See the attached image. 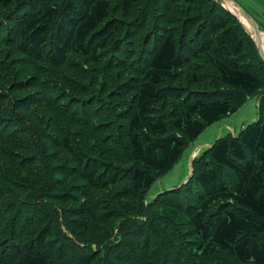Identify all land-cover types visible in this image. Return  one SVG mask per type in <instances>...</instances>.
Wrapping results in <instances>:
<instances>
[{"label":"trees","instance_id":"1","mask_svg":"<svg viewBox=\"0 0 264 264\" xmlns=\"http://www.w3.org/2000/svg\"><path fill=\"white\" fill-rule=\"evenodd\" d=\"M13 1L0 0V6L10 7ZM120 1L123 10L129 11L133 0ZM112 6V0H71L64 8H60L56 3L41 1L34 5L32 2L29 10L24 9L11 18L14 24L20 26L19 39H16L15 43L21 52L56 66L62 65L68 53L73 50L100 61L99 54L106 50L109 39L116 30V27L111 29L113 25H108L109 31L103 34V25L109 18ZM222 13L223 7L214 5L211 18L207 16L208 20L202 24L201 19L192 21L187 24V28L190 32L193 24H199L198 37L192 40L199 48V52L195 54L206 55L223 85L245 93L236 102L233 93L228 94L226 89H212L203 91L201 96L194 100L186 97L184 106L181 105L177 111L168 115L170 118L160 113L156 103L167 100L172 94L182 96L180 88L168 84V81L180 78L182 67L185 65L175 32L166 30L160 42L153 48L147 67L142 70V81L139 80L136 85L129 82L124 84L127 89L131 87L129 90H135L132 107L125 116L127 151L123 156H116L108 149L111 142H119L113 137V133L119 128H114L112 121L100 120L97 123L99 132L95 133L97 132V136L102 135L99 141H102L105 148L107 146L109 154L104 151V155L102 153L98 159L92 161L84 155L76 154L70 134L60 131L59 138L51 137L39 126L42 133L39 134L40 139L34 142L30 139V132L26 127H17L16 123L10 122L12 115H4L11 110L15 114L13 109L14 106L18 107V103L32 105L31 102L39 101L38 97H34L36 94L23 93L31 84L28 80H22L25 77L19 75L10 85L7 84L8 87L0 84V101H6L7 105L5 111L0 110V179L11 183L16 189L35 190L40 187V192L45 197L61 203L68 200H75L76 203L84 198L82 206L73 209L68 215L71 225L77 228L88 230L89 222L97 217V212L105 218L118 215V208L125 207L133 193L146 190L155 182L154 171L163 174L173 167L187 141L196 139L209 124L237 111L249 95L260 94L264 90V78L246 63L247 59L254 58L253 52L247 49V41L240 30L231 27ZM49 39H53L51 45ZM11 41L13 42V39ZM117 54L122 56L127 53L121 46ZM111 65L112 63L109 66ZM119 66L123 67L122 64ZM193 77L196 82L202 81L195 75ZM4 90L16 93L17 97L7 95L2 98ZM13 100L17 101V105ZM86 126L91 127L90 122ZM41 141L48 142V148L43 152H46L52 163L57 160L55 149L59 141L76 160L74 167H70L69 163L53 166V179L48 185L46 182L51 168L49 171L45 166H38L40 163L36 146ZM88 149L91 152L94 150L95 155L101 153V150L92 144ZM107 155L120 163H104ZM90 161L95 167L86 169ZM201 164L200 168V165L195 166L194 173L192 172L184 183H189L190 189L199 191L201 199V204L190 217L196 241L186 244L188 253L198 258H211L217 253H225L233 257L236 263L264 264V94L259 98L258 118L246 123L239 134L229 133L218 137L205 152ZM101 166H106L107 171H101ZM69 176L86 180L89 188L108 191L112 190L119 180L125 179L128 184L117 188L113 193L119 205L107 201L95 204L87 198L89 191H78V196L71 195L70 192L62 194L59 191ZM0 189L14 193L8 186H0ZM1 192L0 234L12 227L11 236L20 240L19 245L11 240L12 237L7 239L6 242H9L11 248L13 244L16 245L14 253L12 252L13 257L7 264L74 263V258L68 250L69 246L54 233V216L39 209V212L33 215L34 218L30 219L29 212L36 201L28 202L22 198L23 202H20L12 197L5 198ZM15 194L18 195V192ZM218 200L226 203L220 205L219 210L209 217L211 206ZM27 204L30 206L25 208ZM185 210V203L178 195L171 192L168 197H164L157 214L155 213V223L150 222L146 230L142 225L141 229L132 231L129 233L130 240L121 248L111 250L115 262L112 264H128L139 256L141 259H148L155 244L151 235L147 234L150 233L153 237L163 235L166 230L158 225L160 219L166 225L173 224L177 221L176 218L184 215ZM3 220L7 221L5 230ZM40 223L45 225L34 229L31 243L23 244V236L29 226ZM144 237L140 247L138 242ZM167 243L171 244L169 240L164 242L165 245ZM176 259L172 260L173 264Z\"/></svg>","mask_w":264,"mask_h":264},{"label":"rangeland","instance_id":"2","mask_svg":"<svg viewBox=\"0 0 264 264\" xmlns=\"http://www.w3.org/2000/svg\"><path fill=\"white\" fill-rule=\"evenodd\" d=\"M41 1L56 3L60 8H64L71 0H14L10 7L0 6V84L8 87V83L10 85L12 80L22 75L25 78L21 79L28 80L31 84V87L23 93L36 94L34 97L39 99L35 103L31 102L32 105L18 103V107L12 108L15 114L11 110L10 114L6 112L8 114L4 115H12L10 122L16 123L17 127H26L25 129L30 132V139L34 142L40 139L39 134L42 133L39 126H42L45 129L44 132L49 133L46 135L51 137L59 138L61 132L70 134L76 154L84 155L93 161L98 159L102 153L104 155V151H107V146L105 148L102 141H99L102 135L97 136V132L95 133L99 130L97 123L100 120H106L107 122L112 121L115 124L114 128H119L113 133V137L119 142H111L108 144V149L116 156H123L128 148L125 116L128 115L132 107L135 91L129 90L131 87L127 89L124 84L129 82L131 85H136L139 80L142 81V70L147 67L153 48L160 42L166 30L175 32L185 65L182 67L180 78L168 81V84L180 88L182 96L172 94L167 100L156 103L160 113L170 118L168 115L177 111L181 105L184 106L186 97H189V100H194L201 96L200 93L202 94L203 91L212 89H226L228 94L233 93L236 102L245 93L223 85L206 55L195 54L199 52V48L194 45L192 40L196 36L198 37L199 29L197 27L199 24H193L190 32L187 28V24L192 21L201 19L200 24H202L208 20L207 16L211 18L214 5L217 4L223 7L224 13L222 14L228 19L229 25L240 30L244 40L247 41V49L253 52L254 58L246 60L247 66L264 78V58L257 48V42L264 46V27L253 16L256 28L261 30L254 29L256 42L248 30L250 25L247 17L238 10V15L234 14L226 0H205V2L200 0H133L129 11L123 10L120 0H112L113 6L106 24L103 25L105 27L103 34L109 31L111 25H113L111 29L116 27V30L110 37L106 50L99 54L100 61L73 50L68 53L65 62L60 66L49 64L21 52L15 43L16 39H19L20 26L12 22V16L14 17L24 9L29 10L32 2L37 5ZM247 11L249 10L247 9ZM250 14L252 15L251 12ZM52 40L49 39L50 45ZM121 46L125 48L126 55L119 56L117 54V50ZM117 60L122 62L118 63ZM110 62L111 66H109ZM120 64L123 67H120ZM193 75L202 81L196 82ZM260 94H264V90ZM7 95L17 97L16 93L6 90L1 96L6 98ZM20 96L22 95L20 94ZM20 96L18 95L19 98ZM257 97L259 98L257 93L249 95L246 101L239 105L237 111L209 124L196 139L187 141L179 159L169 171L163 174L154 171L155 182L148 189L133 193V197L128 200L127 205L118 208V215L105 218L97 212V217L90 220L88 230L83 227L77 228L71 225L68 220L71 211L82 206L84 198L76 203L75 200L61 203L56 199L50 200L45 197L40 192V187H36L35 190L29 188L21 190L0 179V186H8L14 190V193L11 194L0 189L1 195H5V198L18 199L20 202H23V199L28 202L36 201L29 212L30 219L34 218L33 215L37 211L39 212V209L45 214L54 216V233L69 246L68 250L74 258L73 264H112L115 262L111 250L121 248L127 240H130L129 233L132 231L141 229L142 225L146 230L150 222L155 223L153 222L157 217L155 213L157 214L162 200L172 192L185 203L184 215L176 218L177 221L169 225L160 219L158 225L165 227L166 233L155 237L150 233L147 234V236L151 235L155 244L150 257L141 259L139 256L128 264H173L172 260L176 258L175 264H242L234 262V258L225 253H217L211 258L206 256L198 258L188 253L186 244L196 241L190 217L201 204V199L198 195L199 191L190 189L189 183L184 185V182L187 181L191 171L194 173L195 166L198 167L202 163L205 152L218 137L229 134L230 127L236 129L238 133L246 123L258 118L257 101L259 99L256 101ZM16 102L13 100L15 105H17ZM6 107V101H0V110L5 111ZM88 118H91L90 121ZM88 122L91 127L86 126ZM120 132H123V136ZM205 142H208V145H201ZM47 144L48 142L45 141L39 142L36 151L40 163L38 166L42 168L45 166L49 171L51 168L49 179L46 182L48 185L53 179V166L69 163L70 167H74L76 160L59 141L55 149L57 160L52 163L46 152H43V150H47ZM90 144L98 147L101 153L95 155L94 150L91 152L88 149ZM92 161L88 163L86 169L95 167ZM105 161L104 163H120L119 160L108 155ZM100 169L107 171L106 166H101ZM126 184L128 181L125 179L119 180L115 187L108 191L94 187L89 188L86 180L69 176L59 191L62 194L70 192L71 195L76 196L81 191H89L87 198H90V202L97 204L100 201H107L117 206L119 203L117 199H114L113 193L117 188H123V185ZM15 192H18V195ZM224 203L226 201L215 202L211 206L208 216H212ZM27 205L24 207L30 206V204ZM44 225L45 223L30 225L23 236L22 243L29 245L34 229ZM6 226L7 221L3 220V230L7 229ZM11 229L12 227L9 228V231L0 234V264H7V261L13 257L12 252L16 245L13 244V248H11L9 242H6L8 238L12 237L11 240L20 245L19 238L11 236L13 235ZM143 240L145 237L138 242L140 247ZM168 240L171 244L165 245L164 242ZM126 251L129 250L126 249Z\"/></svg>","mask_w":264,"mask_h":264},{"label":"crops","instance_id":"3","mask_svg":"<svg viewBox=\"0 0 264 264\" xmlns=\"http://www.w3.org/2000/svg\"><path fill=\"white\" fill-rule=\"evenodd\" d=\"M237 1L241 5H243L245 7V9L247 8L252 13V16H255V18L258 20V22L260 24H262L263 27H264V0H244V1L237 0ZM258 95H259V98H260L261 94H258ZM259 98L257 97L256 101ZM257 102H258V105H259V100ZM220 133H221V130H220ZM229 133L237 134L236 129H234L233 127H230V132ZM201 145H208V142L202 143ZM201 145H199V146H201Z\"/></svg>","mask_w":264,"mask_h":264},{"label":"water","instance_id":"4","mask_svg":"<svg viewBox=\"0 0 264 264\" xmlns=\"http://www.w3.org/2000/svg\"><path fill=\"white\" fill-rule=\"evenodd\" d=\"M224 1V0H223ZM226 1H229V2H233L235 5H237V7L239 8V10L247 17V20H248V23H249V25L251 26V28L254 30L255 28H256V25H255V20H254V18H253V16L249 13V11H247L246 9H245V7L243 6V5H241L239 2H237V1H235V0H226ZM224 5V4H223ZM225 6V5H224ZM226 7V6H225ZM227 8V7H226ZM228 9V8H227ZM230 10V9H229ZM233 12V11H232ZM234 13V12H233ZM235 14V13H234ZM258 31H261V30H259L258 28H256ZM250 32V31H249ZM251 34V33H250ZM261 44H258L257 45V48H258V50H259V52L262 54V57L264 58V54H263V52H262V50H261ZM241 131V130H240ZM240 131L237 133V134H239L240 133ZM191 174H192V171H191ZM191 174H190V176H191ZM186 182V181H185ZM184 182V183H185Z\"/></svg>","mask_w":264,"mask_h":264},{"label":"bare ground","instance_id":"5","mask_svg":"<svg viewBox=\"0 0 264 264\" xmlns=\"http://www.w3.org/2000/svg\"><path fill=\"white\" fill-rule=\"evenodd\" d=\"M226 3L228 4V6L230 7V8H232V10L231 11H233L235 14H237L238 15V13H237V10L241 13V11L239 10V8L237 7V5H235L233 2H229V1H226ZM242 14V13H241ZM243 15V14H242ZM241 15V16H242ZM249 31H250V33H251V35L253 36V38L255 39V41L257 42V38H255V31L251 28V26L249 27V29H248ZM264 36V35H263ZM259 38V37H258ZM257 44H260V42H257ZM261 50H262V52H263V54H264V46L262 45L261 46Z\"/></svg>","mask_w":264,"mask_h":264}]
</instances>
